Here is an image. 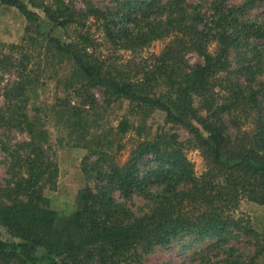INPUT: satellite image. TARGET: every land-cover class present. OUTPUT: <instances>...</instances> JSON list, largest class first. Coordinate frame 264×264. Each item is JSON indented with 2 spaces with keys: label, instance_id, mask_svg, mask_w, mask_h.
Masks as SVG:
<instances>
[{
  "label": "trees",
  "instance_id": "16d2710c",
  "mask_svg": "<svg viewBox=\"0 0 264 264\" xmlns=\"http://www.w3.org/2000/svg\"><path fill=\"white\" fill-rule=\"evenodd\" d=\"M163 1L114 0L115 5L96 6L86 0V8L77 9L72 0H43L40 7L51 21L78 28L76 39L62 41L31 26L41 17L24 1L0 0L18 8L30 22L31 42L36 32L51 49L61 70L49 78H55L56 88L62 86L66 92L63 97L57 94L51 106L34 105L31 116L26 106L37 81L28 69L29 47L0 45V68H15L19 75L5 91L0 127L20 128L30 136L23 145L25 154L13 156L17 180L0 189V225L16 239L8 241L0 231V264H142L139 248L165 246L180 234L211 240L198 264H258L264 255L250 215L240 209L243 201L264 203V111L259 100L264 82L255 88L233 78L229 53L252 39L264 40V17L243 18L244 7L228 0H212L206 6ZM90 19L116 48L169 41L159 55H153L150 68L138 63L126 71L98 52ZM188 52L203 61L191 65L185 59ZM244 69L254 74L251 65ZM253 77L247 80L252 82ZM96 87L103 89L107 103L126 99L138 109L163 111L168 123L185 127L205 169L198 174L180 144L167 135L142 137L144 126L128 120L121 121L118 130L123 135L136 131V135L120 143L119 150L130 144L129 155L121 163L110 141L90 130V112L97 108L92 91ZM49 109L63 119L70 141L88 148L87 158L99 156L94 169L100 180L127 196L136 192L150 198L155 202L153 211L136 216L111 195L86 187L76 210L58 221L57 212L41 193L58 176L47 145L50 133L41 115ZM150 160L152 164L145 165ZM239 234L257 240L254 253L246 259L236 254L235 247H224ZM212 252L215 258L208 255Z\"/></svg>",
  "mask_w": 264,
  "mask_h": 264
},
{
  "label": "rangeland",
  "instance_id": "374dc122",
  "mask_svg": "<svg viewBox=\"0 0 264 264\" xmlns=\"http://www.w3.org/2000/svg\"><path fill=\"white\" fill-rule=\"evenodd\" d=\"M22 1L41 17V20L36 24H31V26L37 27L39 33L40 31L44 32L62 41L76 39V29L78 28L74 25L64 28L51 21L43 8L40 7V2L43 0H34L35 5L32 4L31 0ZM87 1L96 6L115 5L114 0ZM186 1L194 4L203 3V6H206L212 0ZM246 2L250 3L245 4ZM72 3L77 9H85L87 6L86 0H72ZM227 3L244 7L243 18L264 17V0H228ZM163 15L161 17L164 18L165 15ZM90 21L91 31L97 41L98 52L104 58H108L110 63L119 65L126 71H131L138 63L140 65H148L150 68L154 62L153 55H159L169 41L168 38L155 40L145 47L136 49L116 48L112 42L104 38L98 23L92 21V19ZM28 26H30V22L18 8L0 2V45L25 44L26 48L29 47L30 63L28 69L30 75L35 77L37 81L34 85L35 93H32L31 100L26 106V111L32 116L34 115V105L40 106V103H48L51 106L57 94L63 97L66 92L62 86L59 89L56 88L57 82L55 78H49L50 75L55 74L56 70L60 71L61 66L56 59H53V54L49 51L51 49L45 46L44 40H40L38 33H32L36 40L31 42L28 37L30 36L27 29ZM229 53L230 69L234 71L233 78L243 84H251L253 87L258 88L264 82V40L252 39L238 48H231ZM17 56L18 54L15 55V57ZM185 59L191 65L203 61L202 57L195 52H188L185 55ZM247 65L252 66L254 74H248V71L244 69ZM67 70V67L62 69L63 72ZM253 75V81H248L247 77H252ZM18 79L17 69L4 70L0 68V109L4 108L7 103L5 98L6 89L12 87ZM92 91L96 96L97 108L90 112V130L94 131L96 135L101 134L102 137L110 141V149L113 153L118 151L117 159L121 163L129 155L130 144L128 142L125 148H120L119 150L120 143L126 142L130 134L134 135L136 133V131L129 130L123 135L118 130L119 123L128 120L131 121L130 124L137 123V125L141 124L144 126L141 131L142 137H152L156 134L167 135L172 142L180 144L186 156L194 163L198 174L205 169L204 159L200 150L194 145L192 133L181 125L168 123L165 112L138 109L136 104L126 99H112L110 103H107L102 88L96 87ZM72 99L77 102L75 97ZM198 100L195 98V106L198 105ZM259 100L264 111V92L259 94ZM41 115L45 119V126L50 133V139L47 144L49 154L58 165L56 180L51 184H47L41 190V193L48 198L50 207L57 212L58 221H64L76 210L79 194L86 187H90L93 192L98 194L111 195L115 201L124 203L136 216H143L153 211L155 202L150 198L136 192L127 196L116 188L108 186L105 181L97 177V172L94 168L97 165L99 156L92 154L87 158L89 154L88 148L74 143V140L70 141L66 131L62 128L63 119L60 118L58 112L49 109L42 112ZM28 141H30V136L26 131L16 127H0V189L12 186L17 180L18 175L16 173L18 168L15 170L12 167L13 156L18 154L23 156L26 152L23 145ZM151 164L152 160L146 162L145 165ZM0 199L2 200L3 198L0 197ZM240 209L250 215L252 226L258 233L257 240H259L260 245L264 246V203L243 201ZM0 231L4 239L8 241L16 240L1 225ZM257 240L250 235L239 234L237 237L230 238L224 247H235L236 254L246 259L254 253ZM209 243H211L209 239L199 241L195 236L180 234L165 246L156 245L150 249L139 248L140 261L142 264H198L201 259L200 253ZM213 254L214 252L208 255ZM213 256L215 258V255ZM119 264L130 263L123 261ZM258 264H264V255L260 258Z\"/></svg>",
  "mask_w": 264,
  "mask_h": 264
}]
</instances>
